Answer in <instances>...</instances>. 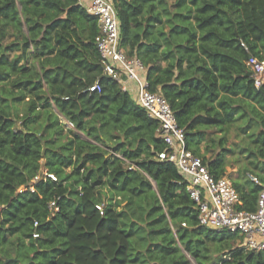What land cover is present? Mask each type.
Segmentation results:
<instances>
[{
  "label": "trees",
  "instance_id": "16d2710c",
  "mask_svg": "<svg viewBox=\"0 0 264 264\" xmlns=\"http://www.w3.org/2000/svg\"><path fill=\"white\" fill-rule=\"evenodd\" d=\"M114 3L148 88L214 177L244 162L239 208L256 210L264 83L247 62L264 56V0ZM99 33L77 0H0V264H264L239 233L199 224L186 178L158 159L159 122L104 73ZM44 168L57 180L20 190Z\"/></svg>",
  "mask_w": 264,
  "mask_h": 264
},
{
  "label": "built area",
  "instance_id": "2783aa9c",
  "mask_svg": "<svg viewBox=\"0 0 264 264\" xmlns=\"http://www.w3.org/2000/svg\"><path fill=\"white\" fill-rule=\"evenodd\" d=\"M77 1L86 12L98 19L100 33L96 37V44L104 73L119 81L124 90H133L138 105L159 122L157 132L163 138L166 148L158 153V159L175 164L186 178L187 191L198 209L199 224L217 231L239 233L243 237L242 246L264 251V182L250 174V178L261 186L257 208L254 211L237 208L240 194L233 180L227 175L216 178L210 173L203 159L188 146L186 131L178 124L169 102L160 92L148 88L146 67L140 58L129 56L122 47L120 21L114 0ZM247 65L252 71L255 86L261 87L264 83V56L252 55ZM127 80L133 81L135 87L127 85ZM98 88L99 83L96 82L89 90L95 91ZM66 123L73 127L72 123ZM47 178L57 180L54 173L42 169L33 178L31 185H24L20 190H34L37 181ZM50 207L58 209L57 201H52ZM97 208L104 213L102 205H97ZM33 236L37 238L40 233L36 230Z\"/></svg>",
  "mask_w": 264,
  "mask_h": 264
},
{
  "label": "rangeland",
  "instance_id": "374dc122",
  "mask_svg": "<svg viewBox=\"0 0 264 264\" xmlns=\"http://www.w3.org/2000/svg\"><path fill=\"white\" fill-rule=\"evenodd\" d=\"M81 134H82L83 137H85V134H83V133H81ZM233 140L234 139L232 138L230 141L233 142ZM236 155H237V153H236ZM234 156H235V154L231 155L229 157V159H228L229 163H230V166H229V168L227 170V176H229L232 180H235V181H238L239 183H242V182L245 181L246 178L242 174V172L238 171V167L244 166V162H242V160H241L240 162L236 163L234 161V158H235ZM44 169H47V168H44ZM106 191H108L107 188H105V192ZM109 197H111V193L110 192H108V198ZM237 208H239V204H238ZM0 259H1V256H0Z\"/></svg>",
  "mask_w": 264,
  "mask_h": 264
},
{
  "label": "crops",
  "instance_id": "0c3cea01",
  "mask_svg": "<svg viewBox=\"0 0 264 264\" xmlns=\"http://www.w3.org/2000/svg\"><path fill=\"white\" fill-rule=\"evenodd\" d=\"M127 85H129L132 88L135 87V83L133 81H131V80H127Z\"/></svg>",
  "mask_w": 264,
  "mask_h": 264
}]
</instances>
